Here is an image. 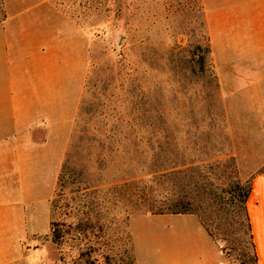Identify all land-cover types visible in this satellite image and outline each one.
Returning <instances> with one entry per match:
<instances>
[{
	"label": "rangeland",
	"instance_id": "374dc122",
	"mask_svg": "<svg viewBox=\"0 0 264 264\" xmlns=\"http://www.w3.org/2000/svg\"><path fill=\"white\" fill-rule=\"evenodd\" d=\"M7 1L11 16L18 9L42 2ZM1 3L8 16L6 0H0V18ZM50 3L77 27L80 44L85 46V77L72 114L64 160L75 134L83 130L90 139L77 153L70 150L72 163L84 171L89 181L101 178L108 186L118 184L122 192L119 207L107 219L104 238L108 243L99 252L102 260L105 253L117 257L130 254L127 207L149 201L159 206L166 194L173 191L172 185L151 173L148 135L145 130L130 126L128 122L132 119L163 113L177 124L180 150H193L196 145L205 146L215 155L230 152L235 156L237 176L244 182L259 172L264 173V86L223 88L217 75L218 87H215L214 81L183 78L176 68L180 59L191 58L197 43H204L197 0H50ZM46 11L41 10L36 16ZM20 26L18 20L12 22L10 42L21 41V37L14 35L20 32ZM212 63L216 71L213 55ZM76 90L77 77H74L69 80L66 103L70 112ZM207 102L214 104L211 112L215 124L189 130L187 107L191 103L197 105L194 113L201 118L205 112L199 109ZM205 134H209L206 141ZM135 138L139 145L130 146L129 141ZM206 173L220 193L223 168L218 169L217 175L211 170ZM191 193L198 192L191 190ZM202 199L205 201L202 215L224 226L225 215L211 206L207 196L202 195ZM45 246L46 255L38 264H74V250L67 249L63 262L50 243Z\"/></svg>",
	"mask_w": 264,
	"mask_h": 264
},
{
	"label": "crops",
	"instance_id": "0c3cea01",
	"mask_svg": "<svg viewBox=\"0 0 264 264\" xmlns=\"http://www.w3.org/2000/svg\"><path fill=\"white\" fill-rule=\"evenodd\" d=\"M201 2L221 86L263 87L264 0ZM6 5L0 25V264H38L47 252L43 238L55 181L84 82L85 46L50 0L14 16ZM41 10L46 12L36 16ZM14 20L21 25L16 43L9 32ZM247 205L258 264H264V173L253 178ZM129 231L134 264H241L227 257L193 213L135 214Z\"/></svg>",
	"mask_w": 264,
	"mask_h": 264
},
{
	"label": "trees",
	"instance_id": "16d2710c",
	"mask_svg": "<svg viewBox=\"0 0 264 264\" xmlns=\"http://www.w3.org/2000/svg\"><path fill=\"white\" fill-rule=\"evenodd\" d=\"M197 5L202 17L200 25L204 28V43H197L191 52V58L180 59L176 68L183 78H196L198 82L214 81L215 87H218L217 74L212 63L213 51L201 0H197ZM1 7L0 25L7 19L3 3ZM212 105L214 104L210 102L201 105L199 110L205 112L201 118L194 113L198 108L197 105L191 103L187 107L190 113L186 119L189 130L192 128L197 131L202 125L211 127L215 124L216 120L211 112ZM83 111L84 107L81 106V116ZM128 123L147 133V146L150 151L149 169L155 178H160L172 185L173 191L166 194L165 200L159 206L149 201L144 205L136 203L131 204L130 208L127 207L128 209H125L128 229L126 233L131 244L130 254L117 257V255L105 253L102 260L99 252L108 243V240L104 238L108 225L107 219L110 213L119 207L122 192L118 184L108 186L101 181V178L98 181H89L87 177L85 178L84 171L79 170L72 163L71 152L77 153L86 140L90 139L83 130L77 132L75 140L71 142L70 149L66 153L54 197L51 200L50 231L43 238L44 243L48 242L56 249L59 260L63 262L66 260L69 248L75 251L74 264H134L135 258L129 231V220L132 215L193 213L199 216L211 236L232 262L258 264L247 205L252 191V178L256 174L250 180L242 181L237 176L235 156L230 152L221 151L215 155L205 146L200 148L196 145L193 150H180L177 124L170 122L163 113L157 116L149 115L146 118L137 117ZM205 135L206 141L209 134ZM196 142L197 139L195 144ZM128 144L139 145L136 138ZM220 167L223 168V183L218 193L215 189L218 187H214L206 171L211 170L217 175ZM261 173L263 172L257 174ZM191 190L198 193L192 195ZM202 195L209 198L211 206H214L216 211L225 215L224 226L220 227L219 224L216 225L214 221L202 215L201 211L204 209L202 203H205Z\"/></svg>",
	"mask_w": 264,
	"mask_h": 264
}]
</instances>
